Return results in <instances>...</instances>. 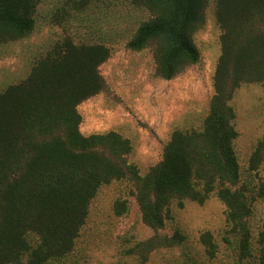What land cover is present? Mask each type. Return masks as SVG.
<instances>
[{
  "label": "trees",
  "instance_id": "trees-1",
  "mask_svg": "<svg viewBox=\"0 0 264 264\" xmlns=\"http://www.w3.org/2000/svg\"><path fill=\"white\" fill-rule=\"evenodd\" d=\"M149 14L125 43L150 47L156 75L170 81L200 61L193 36L213 2L221 34L213 94L200 130L174 131L161 160L141 175L127 157L132 147L115 132L84 136L77 107L106 90L99 67L110 57L101 41H56L28 75L0 90V264H59L75 250L88 209L101 187L129 181L142 224L153 235L130 254L146 258L182 242L162 237L170 207L202 205L215 196L225 207L228 234L239 262L264 264V222L253 257L248 219L252 203L264 200V183L240 185L234 150L238 134L231 101L244 85L264 84V0H128ZM40 0H0V46L21 41L35 28ZM264 161V133L249 158ZM115 212L126 210L116 202ZM212 258L215 246L201 239ZM227 244L230 240L225 239Z\"/></svg>",
  "mask_w": 264,
  "mask_h": 264
},
{
  "label": "rangeland",
  "instance_id": "rangeland-1",
  "mask_svg": "<svg viewBox=\"0 0 264 264\" xmlns=\"http://www.w3.org/2000/svg\"><path fill=\"white\" fill-rule=\"evenodd\" d=\"M148 18L145 10L133 7L128 0H40L31 36L0 46V90L23 80L32 64L65 34L79 43H105L110 57L99 71L106 90L77 107L80 132L84 136L108 132L121 135L132 147L129 163L144 175L161 160L163 147L174 131L201 129L213 94L221 34L210 2L205 24L193 36L201 56L199 63L163 81L156 75L150 47L139 52L125 47L135 28ZM231 105L238 134L234 150L239 186L258 188L264 183V161L253 171L249 158L264 133V84L242 86L233 95ZM118 201L126 204L121 215L114 209ZM263 222L264 200L257 199L248 219L254 258ZM157 234H178L182 242L143 259L130 254L153 232L141 222L131 183L113 182L101 187L91 201L75 250L59 264H258L255 259L238 261L228 234L225 207L215 196L202 205L185 202L180 208L173 204L165 228ZM204 235L215 246L212 258L201 241Z\"/></svg>",
  "mask_w": 264,
  "mask_h": 264
}]
</instances>
